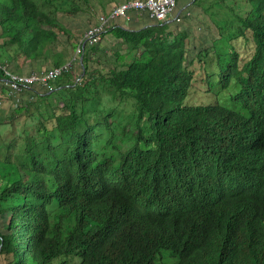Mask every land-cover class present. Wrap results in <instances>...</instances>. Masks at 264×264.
Masks as SVG:
<instances>
[{"label":"trees","instance_id":"16d2710c","mask_svg":"<svg viewBox=\"0 0 264 264\" xmlns=\"http://www.w3.org/2000/svg\"><path fill=\"white\" fill-rule=\"evenodd\" d=\"M93 1L0 0V264H264V0L89 45L59 13ZM60 45L78 63L10 96L5 70L44 76Z\"/></svg>","mask_w":264,"mask_h":264},{"label":"built area","instance_id":"2783aa9c","mask_svg":"<svg viewBox=\"0 0 264 264\" xmlns=\"http://www.w3.org/2000/svg\"><path fill=\"white\" fill-rule=\"evenodd\" d=\"M175 7L176 0H127L113 7L106 14L100 15L97 24L86 32L83 44L93 45L97 43L102 34L107 33L116 21L131 22L132 15L137 18L145 16L149 21L157 23L168 22L170 19L171 22H179V15L175 14ZM80 54L81 47L78 48V55ZM69 66L70 63L61 68H54L41 77L36 74L19 75L10 70H5L6 78L3 81L9 90V95L15 97L35 82L40 81L44 86H47L50 81L55 80Z\"/></svg>","mask_w":264,"mask_h":264},{"label":"rangeland","instance_id":"374dc122","mask_svg":"<svg viewBox=\"0 0 264 264\" xmlns=\"http://www.w3.org/2000/svg\"><path fill=\"white\" fill-rule=\"evenodd\" d=\"M112 1H121V0H95L93 1V6L95 8L96 13H93V10H88L84 11L83 13H78L75 15H68V14H63L59 13V19L60 21L69 29L73 32V34H76L78 38L81 36H86V32L88 31L87 29L90 28L91 23H95L99 16L101 15L100 13L107 7V4H109ZM185 0H176V8L183 7ZM197 11L200 14V21L199 23H196V25L193 27V42L196 44H210L208 43V40L211 37H216L218 35L215 27H213V22H211V17L209 13L203 12L201 9H197ZM216 10L211 11L210 13L214 12ZM91 20V21H90ZM146 21H149L148 19H145L144 17L140 18L139 20H132L129 23H126L127 26L130 28H135L141 25V23L138 22H143L147 23ZM131 23V25H130ZM133 23V24H132ZM132 26V27H131ZM208 26L211 27V29ZM208 37V38H207ZM201 39V40H200ZM65 40V39H64ZM110 44V43H109ZM193 47V46H192ZM59 50L64 51V53L68 56L67 60H69V63H78V60L80 59L78 56V48L74 49L72 46H67L64 47L63 45L59 46ZM80 64V63H79ZM26 73V72H25ZM23 73V74H25ZM25 121V118L20 117L18 122L23 123ZM30 122L27 120V123ZM16 128H20L19 124H16ZM8 216V214H6Z\"/></svg>","mask_w":264,"mask_h":264},{"label":"crops","instance_id":"0c3cea01","mask_svg":"<svg viewBox=\"0 0 264 264\" xmlns=\"http://www.w3.org/2000/svg\"><path fill=\"white\" fill-rule=\"evenodd\" d=\"M124 1H127V0L112 1V2H110L109 4H107V7H106L105 11L103 10L100 14H103V13H105V12H108L110 9H112L113 7H115V6H117V5L121 4V3H123ZM184 2H185V3H184V5H183V7H179L180 10L177 11L178 13H179V12L181 13V11H183V10H185L187 7L191 6L192 3H193V0H185ZM138 23H141V22H138Z\"/></svg>","mask_w":264,"mask_h":264},{"label":"clouds","instance_id":"9594fccd","mask_svg":"<svg viewBox=\"0 0 264 264\" xmlns=\"http://www.w3.org/2000/svg\"><path fill=\"white\" fill-rule=\"evenodd\" d=\"M175 14H176V15H180V12L178 13V12L176 11V7H175ZM143 17H144L145 19H147L145 16H143ZM140 18H141V17H140ZM140 18H139V19H140ZM170 20H171V19H170ZM170 20H168V23H173V22H171Z\"/></svg>","mask_w":264,"mask_h":264},{"label":"water","instance_id":"95a60500","mask_svg":"<svg viewBox=\"0 0 264 264\" xmlns=\"http://www.w3.org/2000/svg\"><path fill=\"white\" fill-rule=\"evenodd\" d=\"M193 2H194V0H193Z\"/></svg>","mask_w":264,"mask_h":264}]
</instances>
